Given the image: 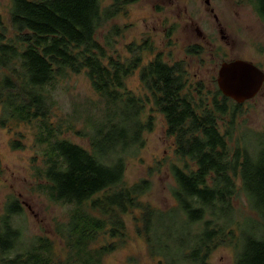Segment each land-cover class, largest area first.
Listing matches in <instances>:
<instances>
[{"label":"trees","instance_id":"trees-1","mask_svg":"<svg viewBox=\"0 0 264 264\" xmlns=\"http://www.w3.org/2000/svg\"><path fill=\"white\" fill-rule=\"evenodd\" d=\"M259 1L258 9L264 4ZM122 3L10 0L11 36L0 20V125L36 123L35 139L44 144L38 187L49 200L72 205L67 220L53 226L65 248L62 258L45 235L23 242L11 221L22 207L17 198L9 200L0 216V264H104L127 236L124 215L134 208L140 210L136 233L158 264H208L219 246L233 249V264H264V129L251 131L254 150L244 144L246 133L232 146V118L240 104L229 106L223 96L208 107L201 96L194 99L184 92L183 63L169 64L160 54L139 72L149 95L128 90L125 79L139 66L140 52L114 58L97 38ZM81 71L103 102L93 120L87 115L89 128L78 132L89 147L60 137V125L49 119L58 81ZM150 101L184 161L170 165L173 204L166 208L139 200L150 179L124 178L127 159L152 129V117L143 119ZM10 146L22 147L18 140ZM240 196L245 210L235 205Z\"/></svg>","mask_w":264,"mask_h":264},{"label":"rangeland","instance_id":"rangeland-1","mask_svg":"<svg viewBox=\"0 0 264 264\" xmlns=\"http://www.w3.org/2000/svg\"><path fill=\"white\" fill-rule=\"evenodd\" d=\"M209 1V7L213 8L229 39L227 43L220 38L217 23L206 9L205 0H123L122 10L98 29L97 38L107 54L114 58L125 59L133 52H140L139 66L125 79L128 90L139 96L149 95L139 72L157 53L169 64L183 63L184 92L188 91L196 100L201 96L208 107H212L211 94L216 86L208 81L216 76L222 59L241 57L259 62L264 68V26L256 25L247 0L242 4L238 0ZM111 2L102 0V4ZM9 7L10 0H0V20L7 36L13 33ZM195 28L208 38H196ZM254 34L260 38H254ZM190 44H198L200 51L189 52ZM200 80L201 93L197 90ZM52 97L54 103L49 119L54 125H60L59 136L89 147L88 139L78 132L89 128L87 115L93 120L99 115L103 102L91 88L84 71L60 79ZM231 104L228 102L229 106ZM148 116L152 117V129L144 133V143L127 159L124 178L127 183L143 177L150 179V189L139 200L166 208L173 204L170 188L174 180L170 165L182 167L184 161L175 154L174 138L166 134L165 118L151 101L146 103L143 119ZM225 119L227 124L230 115ZM232 120L230 144L234 146L246 133L244 144L250 151L254 150L256 138L251 131L264 129V87L255 100L238 106ZM219 128L225 130L223 121L219 122ZM37 131L36 123L13 121L3 127L0 125V216L6 203L17 198L22 210L11 221L20 229L23 242L35 235H45L53 241L55 255L63 258L65 248L53 226L56 221L67 220L72 205L49 200L38 187L43 182L37 168L43 167L44 144L36 141ZM13 140H18L22 147L12 149ZM235 205L245 210L244 197L240 196ZM139 214L140 210L134 208L124 215L127 236L117 249L105 255L104 264H158V258L148 255L144 239L136 233L138 222L135 218ZM233 259L234 251L230 246H219L211 253L208 264H233Z\"/></svg>","mask_w":264,"mask_h":264},{"label":"water","instance_id":"water-1","mask_svg":"<svg viewBox=\"0 0 264 264\" xmlns=\"http://www.w3.org/2000/svg\"><path fill=\"white\" fill-rule=\"evenodd\" d=\"M263 79L264 73L255 65L236 59L220 65L217 84L225 96L241 103L255 95Z\"/></svg>","mask_w":264,"mask_h":264},{"label":"flooded vegetation","instance_id":"flooded-vegetation-1","mask_svg":"<svg viewBox=\"0 0 264 264\" xmlns=\"http://www.w3.org/2000/svg\"><path fill=\"white\" fill-rule=\"evenodd\" d=\"M238 2L240 4H242V2H244V0H238ZM247 2H248V5L251 7L250 10L253 12V16L255 17L254 20H255L256 25L258 24V25L264 26V12H262V9L264 10V4H262V8L259 7V9L261 11L260 12L259 9H258V4H260V1L259 0H247ZM204 4L206 6V9L210 12V14L214 18L215 22L217 23L218 32L220 33V38H222L226 43L229 42V39L227 38V35L224 34L223 28L221 27L220 23L218 22V17L214 13L213 8L212 7H209L210 1L209 0H205V3ZM195 31H196V34H197L196 38H208L205 35H203L201 32H199L197 28H195ZM255 35L256 34L253 35L254 38H260V37L255 36ZM195 47H196V50H194ZM200 48L201 47L198 44H190L188 46V51L189 52H193V53L194 52L198 53L200 51ZM156 55H159V53H157ZM236 59H241V60L248 61V62L252 63L253 65H255L260 71H262L264 73V68L261 66V63H259V62H255L253 60H246V59L241 58V57H234V58L232 57V58H229V59H227V58L222 59L220 61L219 65H218L217 70H216V76L214 77V79L210 77V81H208L209 84H211V83L214 82V84L216 85L215 86V89H214V92L211 94L212 95V100H211L210 105H212V106H214L215 104H218L219 105V103H221V101H222L223 96H225L221 92V90L219 89L218 84H217L218 69H219L220 65L223 62H229V61L236 60ZM183 71H184V69H183ZM183 75H182V79H183ZM201 81L202 80H200V83L198 84L200 88L197 89L199 91V93H201V88H203V84H202ZM183 82H184V87H185V80L184 79H183ZM263 87H264V79H263L261 85L259 86V89L255 93V95H253L251 98L246 99V100H244L241 103H238L235 100H233L232 98L225 96L226 98H228L226 101L227 102H232L234 104H240V105H242L244 102L251 101V100H255L259 96V94L261 93ZM209 93H210V91H209Z\"/></svg>","mask_w":264,"mask_h":264}]
</instances>
